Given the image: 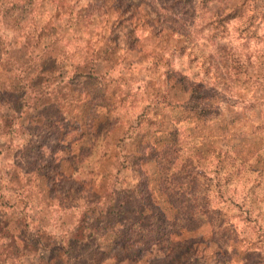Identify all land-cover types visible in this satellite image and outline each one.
<instances>
[{"label": "rangeland", "instance_id": "374dc122", "mask_svg": "<svg viewBox=\"0 0 264 264\" xmlns=\"http://www.w3.org/2000/svg\"><path fill=\"white\" fill-rule=\"evenodd\" d=\"M34 2L54 59L0 108V264H264V0ZM122 200L144 230L92 224Z\"/></svg>", "mask_w": 264, "mask_h": 264}, {"label": "trees", "instance_id": "16d2710c", "mask_svg": "<svg viewBox=\"0 0 264 264\" xmlns=\"http://www.w3.org/2000/svg\"><path fill=\"white\" fill-rule=\"evenodd\" d=\"M26 4L32 7V9H29V14L25 7ZM34 5V0H0V22L7 23L11 27L18 26L21 22L29 23L28 30L25 33L24 30L26 28H21V31L19 27L18 33L20 31L21 33L15 37V41L10 49L5 51L8 54V60L13 61L15 64L13 74L8 73L6 77L5 74L0 76V108L3 109V116L6 119L8 118L9 128L18 126L19 120L25 116L24 114L28 112V108L37 109V106L34 105L33 107V103H29V101L34 98L31 94L35 95V85L41 79L40 71L42 64L40 61L48 62L54 59L51 55L52 49L50 44H41L39 36L35 35V28H33L35 26L31 24L34 21V12L36 10ZM1 49L2 47L0 46ZM47 72L50 73L51 70ZM104 210L102 215L101 212L103 211H100L99 216L95 219L96 221L93 220L92 224L95 222V225H98L99 222H103L105 226L112 225L114 227L116 224L128 223V227H122L121 233L125 232L126 229H135L136 227L138 230H144L141 220H149L145 217V207L137 208L134 205H127L124 200L114 202V204L108 205ZM205 212H207V209H205ZM130 220H134V222L130 223ZM158 228L147 231H151L154 234L156 232L164 237L168 236L165 233V227H162L157 232ZM130 231L127 230L126 233H130ZM75 236L80 237L77 242L85 243L86 238L83 230L75 234ZM82 258L83 256L76 255L74 261H77L79 264Z\"/></svg>", "mask_w": 264, "mask_h": 264}]
</instances>
